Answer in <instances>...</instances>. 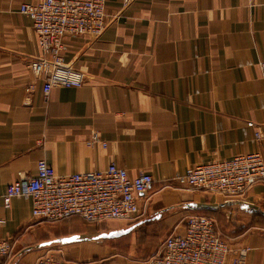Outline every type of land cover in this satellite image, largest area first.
<instances>
[{
    "label": "crops",
    "instance_id": "obj_1",
    "mask_svg": "<svg viewBox=\"0 0 264 264\" xmlns=\"http://www.w3.org/2000/svg\"><path fill=\"white\" fill-rule=\"evenodd\" d=\"M33 1L0 0V236L12 240L14 258L29 249L32 259L44 253L30 246L42 222L31 217L29 199L14 198L5 209L2 195L19 172L35 174L44 159L57 174L114 162L129 177L153 179L137 195L138 220L109 229L133 226L129 232L53 249L68 261L142 264L197 213L216 219L232 247L252 248L245 264H259L264 235L241 216L264 218V181L244 202H224L173 177L198 163L264 150V0H106L98 38L63 39V60L83 73L82 86L53 87L47 96L27 67L40 48L19 7ZM94 133L99 141L89 144ZM224 216L228 223L220 222Z\"/></svg>",
    "mask_w": 264,
    "mask_h": 264
},
{
    "label": "built area",
    "instance_id": "obj_2",
    "mask_svg": "<svg viewBox=\"0 0 264 264\" xmlns=\"http://www.w3.org/2000/svg\"><path fill=\"white\" fill-rule=\"evenodd\" d=\"M105 5L106 0H34L20 5L19 11L30 19L40 48V54L30 59L27 67L42 81L45 96L53 87L82 86L83 73L63 60V39L68 35L98 38L107 25ZM259 66L264 75V62ZM255 136L259 139L261 135L256 132ZM95 141L99 138L94 133L88 143ZM173 181L218 194L224 202H244L250 188L264 181V150L188 166ZM152 182V176L143 172L129 177L126 169L114 162L102 170L57 174L46 160L39 159L35 174L19 172L6 186L2 204L8 209L14 198L29 199L35 223L72 217L94 225L133 223L141 214L137 195L149 191ZM2 224L0 218V227ZM251 250L248 245L232 247L216 231L214 219L191 213L184 218L183 230L168 233L142 264H245ZM12 259V240L0 236V264ZM31 264L75 263L45 253ZM259 264H264V245Z\"/></svg>",
    "mask_w": 264,
    "mask_h": 264
},
{
    "label": "rangeland",
    "instance_id": "obj_3",
    "mask_svg": "<svg viewBox=\"0 0 264 264\" xmlns=\"http://www.w3.org/2000/svg\"><path fill=\"white\" fill-rule=\"evenodd\" d=\"M260 209L262 210V212H264V203L262 204ZM241 218L243 219L241 220L242 223H244L245 225H247L246 224L247 221L250 220L248 223L249 225L247 226H252L253 229H256V231L261 232L264 235V218L258 217L256 219L252 218L251 220L249 216L244 213L242 214ZM228 220L230 221L228 217H225V216L220 217V222L228 223ZM115 223H119V222L107 221V222H102L98 225H94L92 223L85 222L82 219H79L77 217H73L65 221L42 222L41 225L39 226V229L37 230V231H40L41 234L40 235L37 234L35 238L30 241V244H31L30 246H33L32 249H37L34 246L36 245L38 246L43 241L54 240L57 237L69 236L72 234H78L81 238H84V237L92 238L98 235L99 233L109 232V229L118 227V226H114ZM216 225H217V221H216ZM66 244L67 243L62 244V243L53 242L50 245L40 246V248L44 249L43 254L57 253L53 249L57 247H62L63 245H66ZM34 252L35 250H31V249L26 250L23 254H21V256H16L11 264H31L33 263L36 259V258L32 259Z\"/></svg>",
    "mask_w": 264,
    "mask_h": 264
},
{
    "label": "water",
    "instance_id": "obj_4",
    "mask_svg": "<svg viewBox=\"0 0 264 264\" xmlns=\"http://www.w3.org/2000/svg\"><path fill=\"white\" fill-rule=\"evenodd\" d=\"M243 208L249 209V211L253 210L251 208H248L247 205H243ZM132 228H133V226H130V227H127V228H120V229H116V230H111L109 232H102V233H99L98 235H96L93 238L94 239H106V238L119 237V236L129 232ZM81 239L82 238L78 234H72V235H69V236L57 237L54 240L43 241L38 246L50 245L53 242L62 243V244L71 243V242L78 241V240H81Z\"/></svg>",
    "mask_w": 264,
    "mask_h": 264
},
{
    "label": "trees",
    "instance_id": "obj_5",
    "mask_svg": "<svg viewBox=\"0 0 264 264\" xmlns=\"http://www.w3.org/2000/svg\"><path fill=\"white\" fill-rule=\"evenodd\" d=\"M73 218V217H72ZM68 219H70V218H68ZM68 219H64V220H62V221H65V220H68Z\"/></svg>",
    "mask_w": 264,
    "mask_h": 264
}]
</instances>
